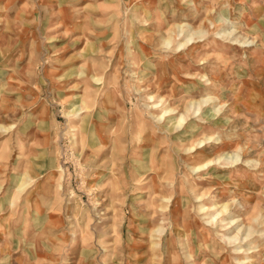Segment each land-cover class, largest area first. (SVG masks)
I'll return each instance as SVG.
<instances>
[{
	"label": "rangeland",
	"instance_id": "1",
	"mask_svg": "<svg viewBox=\"0 0 264 264\" xmlns=\"http://www.w3.org/2000/svg\"><path fill=\"white\" fill-rule=\"evenodd\" d=\"M0 264H264V0H0Z\"/></svg>",
	"mask_w": 264,
	"mask_h": 264
},
{
	"label": "bare ground",
	"instance_id": "2",
	"mask_svg": "<svg viewBox=\"0 0 264 264\" xmlns=\"http://www.w3.org/2000/svg\"><path fill=\"white\" fill-rule=\"evenodd\" d=\"M177 27H179V28H183V25L182 24H179ZM233 32H235V38H234V40H239V42H241V40L239 39L240 38V36L243 34H241L240 33V31L239 30H229L228 32H224V35H230V34H232ZM244 35V34H243ZM246 38V37H245ZM246 42H248L249 44L251 43L252 44V40H249L248 38H246V39H244V41H242L241 43L244 45V43H246ZM245 45H248V44H245ZM149 98H151V97H149ZM163 98V97H162ZM161 98V99H162ZM186 102V104H189L188 106H191L192 104H194V103H197V101H192V100H186L185 101ZM160 102H155V103H152L151 104V106H150V109H156L157 107H159L158 106V104H159ZM161 106H162V112H161V115L159 116L160 118L162 117V116H168V115H170L172 112H173V109L172 108H170V107H165L164 106V103H161L160 104ZM160 106V107H161ZM81 108L82 107H78V109L79 110H81ZM83 111V110H82ZM182 115H183V113H182ZM182 115H181V117H182ZM81 120L82 121H84V116L83 117H81ZM226 163V162H225ZM208 163H206V165H207ZM240 205H242L241 204V202L239 203ZM221 207H222V210H225V209H228L229 210V203L227 202V203H225V204H222L221 205ZM242 220H243V217H238V219L237 220H235L236 222H242ZM208 221V220H207ZM209 222H210V220H209ZM240 225H242V229H247V225L248 224H245V223H240ZM248 235V234H247ZM249 237V236H248ZM226 241L228 242V239H226ZM260 249H257V248H254V249H252L249 253H253V252H258Z\"/></svg>",
	"mask_w": 264,
	"mask_h": 264
}]
</instances>
